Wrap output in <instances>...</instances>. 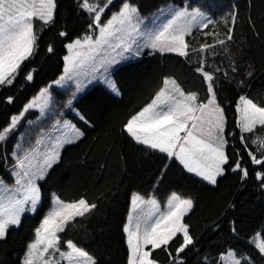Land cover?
Listing matches in <instances>:
<instances>
[{"label":"trees","instance_id":"16d2710c","mask_svg":"<svg viewBox=\"0 0 264 264\" xmlns=\"http://www.w3.org/2000/svg\"><path fill=\"white\" fill-rule=\"evenodd\" d=\"M99 2L102 5L104 0ZM130 2L139 8L143 19L155 18L170 5H191L200 7L217 23L207 29H197L187 37V57L148 51L137 61L119 67L113 79L121 91L120 96L100 83L78 98L71 108L67 103L70 91L54 88L53 106L47 116L37 122L40 113L31 110L6 140L0 142V176L12 182L9 169L14 164L10 162L13 160L10 152L17 145L22 151L37 146L42 130L51 129L64 116L84 132L81 139L63 149L59 162L50 169L47 178L38 182L42 195L36 212L24 213L21 226L11 228L6 239L0 241V264H22L27 245L35 239V229L52 207L53 194L67 202L84 198L97 205L59 234L62 250H66L64 241L71 239L87 250L97 264H127L129 253L123 226L132 194L139 193L146 199L154 197L164 204L172 192L193 200V209L185 217L193 244L177 256L176 248L183 242V236L177 235L167 251L153 252L158 264H221L222 256L231 249L240 257L251 258V264H264V257L251 243L257 233L264 236V182L256 178L257 172L264 173V165L253 164L248 155L251 151L258 159H264L258 144L252 142L258 137L264 138V131L257 128L255 134L242 133L237 126L239 113L236 110L242 95L264 106V0ZM120 5L121 0H113L102 14V21L106 22ZM234 10L237 20L233 39L224 45L215 44L216 39H225L227 32L221 18ZM90 20L89 14L81 11L75 0H57L55 22L49 26L36 22L38 49L23 63L13 84L0 87V130L8 127L11 118L20 115L41 89L64 74L67 43L84 35L97 34L98 30L89 29ZM228 26H232L231 23ZM61 31H67L69 37H60ZM205 32L219 35L206 36ZM203 44L214 46L201 52ZM49 45L54 48L53 53L47 51ZM201 60L205 71L215 77L217 101L227 121L225 138L229 164L216 185L187 173L165 154L135 144L123 130L131 116L152 102L166 78L175 79L186 94L195 93L199 102L206 103L207 85L196 71ZM33 69V80L27 81L25 77ZM9 96L13 97L12 103L7 102ZM75 109L88 123L74 114ZM28 134L30 139L26 138ZM241 136L245 137L243 142ZM21 137L26 141L20 143ZM235 160H240L242 167L248 170L247 178L231 170Z\"/></svg>","mask_w":264,"mask_h":264},{"label":"snow or ice","instance_id":"6c2138e0","mask_svg":"<svg viewBox=\"0 0 264 264\" xmlns=\"http://www.w3.org/2000/svg\"><path fill=\"white\" fill-rule=\"evenodd\" d=\"M75 3L91 17L89 29L93 32L98 30L96 35H84L65 45L68 55L63 58L64 75L54 83L62 86L66 79H75L76 92L83 91L84 87L79 77L84 76L90 82V79L97 78L96 73H100L107 87L114 94L120 95L116 81L109 78L115 65L130 57L140 56L144 49L187 57L189 45L185 37L192 34L193 28L207 29L209 25L217 23L202 12L200 7L189 5L174 9L171 18L155 31L142 32L140 10L130 0H121L119 10L106 22L102 21V14L113 4V0H104L102 5L99 0H75ZM56 10L57 0H0V87L12 85L23 63L38 49L36 22H40L42 26L52 25L56 19ZM221 20L227 27L225 39H216L214 43L224 45L226 41L233 39L237 12L234 10ZM229 23L232 26H228ZM204 35L219 34L205 32ZM59 36L68 38L69 33L61 31ZM138 37L144 38L142 44L138 42ZM213 46L214 44H203L200 51ZM109 50L115 55H106ZM47 51L53 53L54 48L49 45ZM34 71L33 69L27 73V81L33 80ZM196 71L207 85L209 96L206 103L199 102L195 93L186 94L175 79L166 78L152 102L131 116L123 130L135 144L165 154L169 161H177L187 173L216 185L218 177L225 174V166L229 164L225 138L227 121L225 111L217 101L215 77L205 71L203 60ZM248 75L251 76L252 72L249 71ZM48 91L47 87L41 89L37 99L44 98L46 104L50 99ZM7 102L12 103L13 97H7ZM67 103L71 107L72 100ZM34 106L35 100L26 105L24 110ZM236 110L239 113L237 126L242 133L255 134L257 128L264 131V106L242 95ZM19 119V116H13L10 125L0 130V142L6 140L7 134L15 128ZM80 119L88 123L84 116L81 115ZM64 124L69 126L67 121ZM70 127L72 136L64 133L56 137L44 153L40 152L39 147H33L22 155H17L15 151L12 153L15 159V170L12 172L15 187L9 189L0 181V241L6 239L11 228L21 226L24 213L36 212L42 195L41 185L37 181L44 180L48 169L57 163L59 150L65 144H72L84 136V132L75 125ZM244 139L241 136L242 142ZM252 142L258 144L264 155V138L258 137ZM41 143V139L36 141L37 146ZM248 155L253 164L264 165V159H258L253 152H248ZM231 170L242 173V178L249 175L240 160L234 161ZM256 178L264 182V173L257 172ZM53 205L35 229V239L27 245L22 264H61V261H66L67 264H97L87 250L71 239L64 241L66 250H62L59 235L77 217L91 213L97 205L84 198L66 203L55 194ZM193 206L191 198H182L177 192H172L167 200V211L161 212L154 197L145 199L139 193H133L132 210L123 226L129 253L127 264H158L153 252L157 249L167 251V246L177 234H182L183 242L176 248V254L179 256L183 253L193 244L189 226L183 223V218ZM232 231L235 232L236 229L233 228ZM251 243L258 254L264 257V236L257 233ZM168 254L172 255L171 252ZM227 255L231 258L230 264H242V261L244 264H251L249 257L237 258L232 251Z\"/></svg>","mask_w":264,"mask_h":264},{"label":"rangeland","instance_id":"374dc122","mask_svg":"<svg viewBox=\"0 0 264 264\" xmlns=\"http://www.w3.org/2000/svg\"><path fill=\"white\" fill-rule=\"evenodd\" d=\"M177 8H179V6H175V5H170V6H168V7H165L164 9H162L159 13H158V15L155 17V18H152V19H143L141 16H140V20L142 21L141 23H140V29H141V31L142 32H152V31H155L160 25H162L163 23H166L167 22V20L168 19H170L171 18V13H172V11L174 10V9H177ZM202 11V10H201ZM202 12H204V11H202ZM204 13H206V12H204ZM207 14V13H206ZM208 15V14H207ZM197 29H200V28H193V30H192V33L195 31V30H197ZM97 34H98V32H97ZM189 36V35H188ZM188 36H186L185 37V40H186V42H187V37ZM138 39V42L139 43H143V40H144V38L143 37H138L137 38ZM134 47H135V45H134ZM148 51H151V52H153L151 49H144V51H143V53L140 55V56H135V57H130L129 59H127V60H123L120 64H118V65H115L114 67H113V69L111 70V74H110V76H109V78L110 79H113V73L119 68V67H122V66H124V65H126V64H128V63H131V62H133V61H137L138 59H140L142 56H143V54L144 53H146V52H148ZM187 51H188V49H187ZM157 53H160V52H157ZM106 55H108L109 57H111L112 55H115V53H112L111 52V50H109L107 53H105ZM169 54H175V55H178V54H176V53H169ZM125 55H129L128 53H125ZM64 75V74H63ZM96 75V77L97 78H95V79H90V82H89V79L88 78H85L84 76H81V77H79V79L82 81V83H83V85H84V87H83V91H81V92H76V82H75V79H71V80H65L64 82H62V86L61 85H57V84H55L54 82L53 83H51L47 88H48V95L50 96V99L47 101V103L45 104V100H44V98H40V99H37V97H39L40 96V93L35 97V98H33L29 103H31V102H33L34 100H35V104H36V106H34V107H32V108H29L27 111H23L22 113V115L20 114V115H17V116H19L20 117V119L18 120V122L22 119V118H24L27 114H28V112H30L31 110H35V111H38L39 113H40V119L39 120H37V122H39L41 119H43V118H45L46 116H47V114L49 113V111L51 110V108H52V106H53V94H52V90L54 89V88H56V89H59V90H69L70 91V93H69V95H70V99L72 100V104L74 103V102H76L77 101V99L78 98H80L81 96H83V95H85L90 89H92L95 85H97V84H103V85H105L106 87H107V85L104 83V78H103V76H101V74L100 73H96L95 74ZM114 80V79H113ZM46 88V87H45ZM108 88V87H107ZM109 89V88H108ZM113 93V92H112ZM75 94V98L73 99V95ZM116 95V94H115ZM120 95H121V91H120ZM120 95H117V96H120ZM28 103V104H29ZM71 108H73V106H71ZM74 114L75 115H77V116H80V113L75 109L74 110ZM59 121V124H57V122H56V124L51 128V129H49V130H46V129H44V130H42V133L43 134H41V137L39 138V139H41L42 140V143L39 145V146H35V147H39V150H40V152L41 153H44V152H46L47 151V149H48V147L50 146V144L55 140V138L56 137H58V136H61L62 134H64V133H67L68 135H69V137H71L72 136V131H71V125H75V123L69 118V117H66V116H64L62 119H60V120H58ZM65 121H67L68 122V127H66L65 126V124H64V122ZM17 122V123H18ZM76 126V125H75ZM76 128H78L77 126H76ZM15 129V128H14ZM30 131V130H29ZM11 132V131H10ZM9 132V133H10ZM9 133L7 134V136L9 135ZM26 138H28V139H30L29 138V134H28V136L26 137ZM26 138L24 137V139L21 137V139H20V143L22 142V141H26ZM82 138V137H81ZM80 138V139H81ZM24 141V142H25ZM78 140H76L75 142H77ZM74 142V143H75ZM67 145H69V144H65L64 145V147L63 148H61L59 151H60V157H61V155H62V151H63V149L67 146ZM22 148V147H21ZM20 148V145H19V147H17L16 146V148L14 149V150H11V152H10V154L12 155V153L15 151L16 153H17V155H22L25 151H22V149ZM16 149H18V150H16ZM31 149V148H30ZM30 149H27V150H30ZM20 150V151H19ZM26 150V151H27ZM21 153H19V152ZM6 153V155H7V152H5ZM12 157H13V155H12ZM60 157H59V160H60ZM59 160L57 161V163L59 162ZM11 162V164H14L15 165V159L13 158V160H11L10 161ZM56 164V163H55ZM55 164H53V166L55 165ZM14 165L9 169V171H10V175L12 176V178H13V181L12 182H9L8 180H6V179H3V178H1L0 179V181H3V184L4 185H6L9 189H11V188H13V187H15V177L12 175V172L15 170V168H14ZM52 166V167H53ZM49 171H50V169H48V174H49ZM48 174H47V176H48ZM47 176L45 177V179L47 178ZM37 182H39V181H37ZM182 197V196H181ZM151 198H153V197H151ZM182 198H185V197H182ZM146 199V198H145ZM156 199V198H155ZM62 200V199H61ZM157 201H158V203H159V205H160V211L161 212H165V211H167V201H166V203H162V202H160L158 199H156ZM64 201V200H63ZM64 202H66V203H71V202H67V201H64ZM53 203H52V207L50 208V210L53 208ZM193 209V208H192ZM192 209H191V211H192ZM49 210V211H50ZM132 209H131V207H130V211H131ZM48 211V212H49ZM190 211V212H191ZM189 212V213H190ZM189 213L187 214V215H189ZM187 215H185V217L187 216ZM185 217L183 218V223H185ZM177 235H179V234H177ZM182 235V234H181ZM175 238V237H174ZM173 238V239H174ZM149 248H150V246H149ZM229 251H232V252H234L235 254H236V257L237 258H240V256L237 254V252L235 251V250H233V249H231V250H229ZM228 251V252H229ZM228 252L227 253H225L222 257H223V259L221 258V264H230V261H231V258L230 257H228ZM57 257H58V254H57ZM242 263H243V261H242ZM61 264H67V262L66 261H61Z\"/></svg>","mask_w":264,"mask_h":264},{"label":"crops","instance_id":"0c3cea01","mask_svg":"<svg viewBox=\"0 0 264 264\" xmlns=\"http://www.w3.org/2000/svg\"><path fill=\"white\" fill-rule=\"evenodd\" d=\"M21 121V120H20ZM20 121L16 124V126H15V128H17L18 127V124L20 123ZM2 177L0 176V179H1ZM38 183V182H37Z\"/></svg>","mask_w":264,"mask_h":264}]
</instances>
